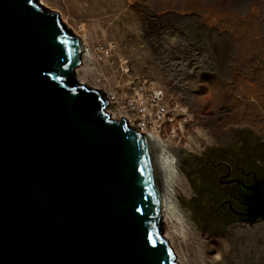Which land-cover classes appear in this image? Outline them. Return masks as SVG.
Instances as JSON below:
<instances>
[{"label":"water","instance_id":"1","mask_svg":"<svg viewBox=\"0 0 264 264\" xmlns=\"http://www.w3.org/2000/svg\"><path fill=\"white\" fill-rule=\"evenodd\" d=\"M82 47L37 0H0V264H177L148 135L79 83ZM264 222V178L240 185Z\"/></svg>","mask_w":264,"mask_h":264},{"label":"rangeland","instance_id":"2","mask_svg":"<svg viewBox=\"0 0 264 264\" xmlns=\"http://www.w3.org/2000/svg\"><path fill=\"white\" fill-rule=\"evenodd\" d=\"M37 1L89 52L75 78L112 91L113 113L156 92L179 106L174 124L151 132L182 152L172 179L181 225L162 226L176 259L196 264L194 236L178 235L187 231L206 243V264H264V222L236 214L238 178L264 169L253 163L264 162V0Z\"/></svg>","mask_w":264,"mask_h":264},{"label":"built area","instance_id":"3","mask_svg":"<svg viewBox=\"0 0 264 264\" xmlns=\"http://www.w3.org/2000/svg\"><path fill=\"white\" fill-rule=\"evenodd\" d=\"M96 52L102 58L109 56V51L104 47L98 48ZM88 53V51H85L83 55L85 56ZM105 94L108 100L107 112L111 117L125 120L130 127L142 134L149 132L160 133L167 124H174L181 112L178 105L170 108L166 107L163 93L156 92L145 98L141 96L128 98L125 105L119 107L113 113L110 110V106L117 102V97L112 91H105Z\"/></svg>","mask_w":264,"mask_h":264},{"label":"bare ground","instance_id":"4","mask_svg":"<svg viewBox=\"0 0 264 264\" xmlns=\"http://www.w3.org/2000/svg\"><path fill=\"white\" fill-rule=\"evenodd\" d=\"M41 4H43V2H41ZM113 120L115 119L113 118ZM144 135H148V137L150 138L152 142V146H153V150H154V154H155V158L157 162V167L159 171L160 181H161V187H162V193H163V203H164V206L162 208L161 227L162 226L165 227V225H168V228L171 230L173 226L181 225V222L179 220L180 216L179 217L177 216L178 215L177 207H176L177 204L175 205V198H174L175 190L173 192L172 185L174 183L172 182V179L175 176V170H176L175 165L179 162L180 155L182 152L177 148H171L165 145L158 136L151 134V132L145 133ZM178 213H179V209H178ZM171 233H172L171 234L172 237H175L174 232H171ZM178 235L185 242H189L191 237L194 236V241H192V244L190 243L188 244L189 246L191 245L193 246V251L191 250L192 256L196 258V264H206V255L209 253L206 243H204L200 238H198L196 235H194V233H191V232L183 231V232H179ZM168 238L166 237L167 241L171 239V238L169 239ZM174 256H175V262L177 264H183L182 260H180L179 262L176 259L175 253H174Z\"/></svg>","mask_w":264,"mask_h":264},{"label":"flooded vegetation","instance_id":"5","mask_svg":"<svg viewBox=\"0 0 264 264\" xmlns=\"http://www.w3.org/2000/svg\"><path fill=\"white\" fill-rule=\"evenodd\" d=\"M261 158L262 157H259L258 159L257 158H254L253 159L254 162L253 161L252 162L254 164L257 163V164L262 165L264 167V162H263V160H261ZM260 178L261 179L264 178V169L263 168H261L260 171L257 170V169L250 170L249 173H244V175L240 176L238 179L240 180V182H239L240 185L246 186L245 184L250 185L255 180L260 179ZM237 192H238V190H237ZM222 203H224V200L222 201Z\"/></svg>","mask_w":264,"mask_h":264}]
</instances>
